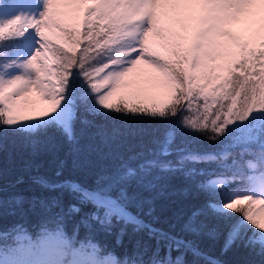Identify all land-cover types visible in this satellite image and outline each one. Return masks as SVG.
Segmentation results:
<instances>
[{"label": "snow or ice", "instance_id": "6c2138e0", "mask_svg": "<svg viewBox=\"0 0 264 264\" xmlns=\"http://www.w3.org/2000/svg\"><path fill=\"white\" fill-rule=\"evenodd\" d=\"M8 41L14 43L0 50V150L10 135L38 149L57 131L78 153L77 124L81 134L96 129L106 145L147 134L144 124L164 130L152 140V159L135 167L123 162L98 178L102 188L39 180L94 211L69 235L65 217L80 207L40 202L46 212H59L35 235L21 224L0 232V264H187L186 253L192 264H222L128 211L127 185L143 183L153 170L182 174L203 197L186 232L223 233L225 250L239 242L264 264V0H0V44ZM32 93L48 105L39 115L31 114ZM178 138L220 148L200 151L178 145ZM169 156L175 162L162 159ZM13 203L22 210L21 198ZM93 223L107 233L122 224L121 236L128 226L147 227L157 248L148 260L139 244L131 257L108 252L101 259L104 249L91 235L78 239L80 226L91 232Z\"/></svg>", "mask_w": 264, "mask_h": 264}, {"label": "trees", "instance_id": "16d2710c", "mask_svg": "<svg viewBox=\"0 0 264 264\" xmlns=\"http://www.w3.org/2000/svg\"><path fill=\"white\" fill-rule=\"evenodd\" d=\"M12 43L14 42L8 41L0 44V50H7ZM96 123L100 127L107 126L109 129L112 126L102 118H97ZM112 124H118V121H113ZM141 127L147 130V134L122 137L106 145L95 135L96 129H89L81 134V126L77 124L76 131L81 137L78 153L57 131H52L46 140H42L38 149H34L22 137L10 135L4 141L3 149L0 150V202H2L0 232L21 224L35 235L42 221L59 212V208H52L50 212H46L40 202L59 200L65 210L71 204H77L81 209L78 214L65 217L64 227L71 235L85 215L94 211L93 206L79 204L69 192L51 191L47 187H42L38 181L43 179L50 184L74 181L87 189L104 187V183H97L98 178L112 175L123 162L127 161L135 167L142 160L153 158L152 152L156 145L152 143V140L154 136H160L164 127L151 123ZM156 128L160 131L154 132L153 129ZM182 143L200 151H213L220 148L219 144L203 139L191 143L190 138H178L177 144ZM235 151L238 152L239 149ZM137 153L141 154L140 157L130 161L129 158ZM162 159L175 162L176 156ZM197 167L214 168L216 165H197ZM58 172L59 175H57ZM256 178L258 179V176ZM127 193L133 198L128 205V211L138 216L146 226L193 241L208 257L219 260L222 264H261V257L249 248L243 247L239 242L225 250L223 233L211 238L206 233L193 235L184 230L192 212L201 205L203 197L197 191L195 183L182 174H162L153 170L150 175L144 177L143 183L133 180L128 184ZM111 195L117 196L118 189H114ZM13 198L23 200L22 210L13 203ZM149 209H152L150 213ZM122 227V224L116 223L111 232L107 233L95 223L91 232L81 225L78 239L91 235L104 249V252L99 254L100 258L111 252L121 260L126 256L131 257L137 251L139 244L141 248L147 249L144 259L148 260L152 252L156 250L157 243L150 238L147 227L143 231L135 232L132 226H128L121 236ZM256 247L258 249L259 245L257 244ZM165 252L166 249L161 245L160 255L164 256ZM179 254L172 252L173 257ZM193 259L191 253H186L187 264H192ZM200 264L204 262L201 261Z\"/></svg>", "mask_w": 264, "mask_h": 264}, {"label": "rangeland", "instance_id": "374dc122", "mask_svg": "<svg viewBox=\"0 0 264 264\" xmlns=\"http://www.w3.org/2000/svg\"><path fill=\"white\" fill-rule=\"evenodd\" d=\"M35 93L30 94L27 98L32 103L33 111L31 114L33 115H39L41 110L44 108H47L48 105L40 101L39 97ZM103 259V258H101Z\"/></svg>", "mask_w": 264, "mask_h": 264}, {"label": "bare ground", "instance_id": "6f19581e", "mask_svg": "<svg viewBox=\"0 0 264 264\" xmlns=\"http://www.w3.org/2000/svg\"><path fill=\"white\" fill-rule=\"evenodd\" d=\"M36 96V95H35ZM28 99V98H27Z\"/></svg>", "mask_w": 264, "mask_h": 264}]
</instances>
